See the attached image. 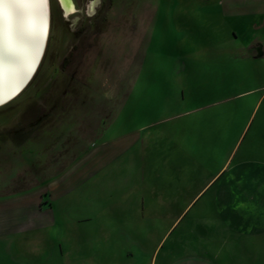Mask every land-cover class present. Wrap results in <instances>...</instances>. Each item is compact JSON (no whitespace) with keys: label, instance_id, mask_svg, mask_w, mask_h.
<instances>
[{"label":"rangeland","instance_id":"374dc122","mask_svg":"<svg viewBox=\"0 0 264 264\" xmlns=\"http://www.w3.org/2000/svg\"><path fill=\"white\" fill-rule=\"evenodd\" d=\"M48 1L0 264H264V0Z\"/></svg>","mask_w":264,"mask_h":264},{"label":"bare ground","instance_id":"6f19581e","mask_svg":"<svg viewBox=\"0 0 264 264\" xmlns=\"http://www.w3.org/2000/svg\"><path fill=\"white\" fill-rule=\"evenodd\" d=\"M60 1L65 12L72 14L73 0ZM43 11L46 23L42 31L39 8L23 10V19L13 24L5 20L0 27V104L19 95L40 64L50 32L49 1Z\"/></svg>","mask_w":264,"mask_h":264},{"label":"snow or ice","instance_id":"6c2138e0","mask_svg":"<svg viewBox=\"0 0 264 264\" xmlns=\"http://www.w3.org/2000/svg\"><path fill=\"white\" fill-rule=\"evenodd\" d=\"M48 0H0V27L3 26L5 20L9 24H13L23 19V10L39 8L41 31L46 23V12L43 10L47 7ZM7 10V11H5Z\"/></svg>","mask_w":264,"mask_h":264},{"label":"clouds","instance_id":"9594fccd","mask_svg":"<svg viewBox=\"0 0 264 264\" xmlns=\"http://www.w3.org/2000/svg\"><path fill=\"white\" fill-rule=\"evenodd\" d=\"M101 0H92L91 5L89 7V15H94L95 14V9L100 6Z\"/></svg>","mask_w":264,"mask_h":264},{"label":"water","instance_id":"95a60500","mask_svg":"<svg viewBox=\"0 0 264 264\" xmlns=\"http://www.w3.org/2000/svg\"><path fill=\"white\" fill-rule=\"evenodd\" d=\"M0 105H3V104H0Z\"/></svg>","mask_w":264,"mask_h":264}]
</instances>
